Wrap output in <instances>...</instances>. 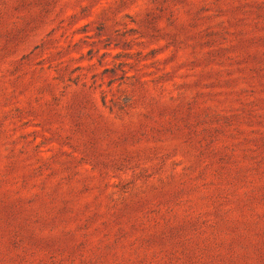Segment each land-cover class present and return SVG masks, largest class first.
Returning a JSON list of instances; mask_svg holds the SVG:
<instances>
[{
    "label": "rangeland",
    "instance_id": "1",
    "mask_svg": "<svg viewBox=\"0 0 264 264\" xmlns=\"http://www.w3.org/2000/svg\"><path fill=\"white\" fill-rule=\"evenodd\" d=\"M0 264H264V0H0Z\"/></svg>",
    "mask_w": 264,
    "mask_h": 264
}]
</instances>
